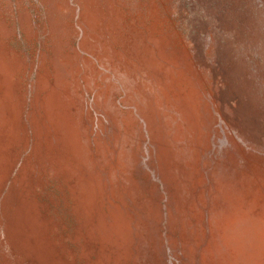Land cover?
<instances>
[{
	"label": "rangeland",
	"instance_id": "1",
	"mask_svg": "<svg viewBox=\"0 0 264 264\" xmlns=\"http://www.w3.org/2000/svg\"><path fill=\"white\" fill-rule=\"evenodd\" d=\"M0 264H264V0H0Z\"/></svg>",
	"mask_w": 264,
	"mask_h": 264
}]
</instances>
